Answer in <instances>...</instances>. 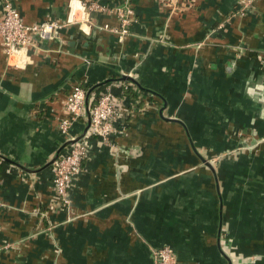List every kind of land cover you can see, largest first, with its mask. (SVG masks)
Listing matches in <instances>:
<instances>
[{
  "label": "crops",
  "instance_id": "obj_1",
  "mask_svg": "<svg viewBox=\"0 0 264 264\" xmlns=\"http://www.w3.org/2000/svg\"><path fill=\"white\" fill-rule=\"evenodd\" d=\"M12 1L39 23L66 20L70 0ZM129 1L122 39L97 12L35 38L20 65L0 39V264H154L162 245L175 264H264V0L242 14L238 0ZM112 81L128 91L112 87L110 142L90 137L64 205L48 162L65 96ZM85 126L83 112L72 134Z\"/></svg>",
  "mask_w": 264,
  "mask_h": 264
},
{
  "label": "built area",
  "instance_id": "obj_2",
  "mask_svg": "<svg viewBox=\"0 0 264 264\" xmlns=\"http://www.w3.org/2000/svg\"><path fill=\"white\" fill-rule=\"evenodd\" d=\"M77 2V7L76 3ZM179 0H174L177 3ZM115 5L100 3L98 0H70L67 19L64 21L45 20L39 23H25L15 3L12 0H5L0 17V39L3 49L8 57L14 56L16 65L21 59L28 61L29 46L35 38L45 39L50 36H57L61 28L78 24L85 28L90 22V15L93 12L99 14H114L118 20L116 26L103 24L101 29L118 35L119 39L127 35L130 26L136 21L134 8L129 0H118ZM253 4V0H238V12L242 14ZM78 13L76 14V12ZM119 86L121 90H127L128 85L112 81L104 89L95 95L93 104L89 107L90 124L84 134L73 143L62 148L57 159L52 164V185L55 196L64 205H69V189L74 176L80 172L84 158L90 154L92 144L90 137H95L102 143H109L114 131V119L118 115L116 106V95L112 87ZM86 89L82 83L72 85L64 99V111L66 117L58 124V129L64 140L71 141L77 136L71 132L72 124L83 115L85 107ZM154 264H175V252L169 245H162L152 249Z\"/></svg>",
  "mask_w": 264,
  "mask_h": 264
},
{
  "label": "water",
  "instance_id": "obj_3",
  "mask_svg": "<svg viewBox=\"0 0 264 264\" xmlns=\"http://www.w3.org/2000/svg\"><path fill=\"white\" fill-rule=\"evenodd\" d=\"M120 81H126V82H130V83H135L136 84V81L130 76V75H127V74H121L119 79ZM107 82V81H106ZM105 82V83H106ZM104 83V82H103ZM102 83H98L97 85H93L91 87H89L87 90H86V96H85V107H84V113H85V116H86V126L83 130V133H81L80 135H78L74 140H67L65 141L56 151L55 155L52 157V159L48 162V164L52 165L55 160L57 159L60 151L62 150V148H64L65 146L73 143L75 140L79 139L83 134L84 132L86 131V129L89 127V124H90V110H89V96L92 92V90H94L96 87H98L99 85H101ZM160 114L162 116V108L160 110ZM172 120V119H171ZM178 121V120H176ZM0 158L3 159V160H7L6 158L2 157L0 155ZM8 161V160H7ZM10 162V161H9ZM13 164V162H11ZM205 164L207 165V167L211 170V172L213 173L214 176H216V172H215V169L214 167L212 166V164L210 163L209 160H205ZM170 246V245H169ZM171 247V246H170ZM172 248V247H171ZM173 249V248H172ZM227 257V256H226ZM228 259V264H231L230 262V259L227 257Z\"/></svg>",
  "mask_w": 264,
  "mask_h": 264
},
{
  "label": "trees",
  "instance_id": "obj_4",
  "mask_svg": "<svg viewBox=\"0 0 264 264\" xmlns=\"http://www.w3.org/2000/svg\"><path fill=\"white\" fill-rule=\"evenodd\" d=\"M126 91H128V89L125 90V92H126ZM95 95H96V92L93 91V92L90 94V96H89V105H90V106H91V105L93 104V102H94Z\"/></svg>",
  "mask_w": 264,
  "mask_h": 264
},
{
  "label": "rangeland",
  "instance_id": "obj_5",
  "mask_svg": "<svg viewBox=\"0 0 264 264\" xmlns=\"http://www.w3.org/2000/svg\"><path fill=\"white\" fill-rule=\"evenodd\" d=\"M228 154H230L229 152H226L225 153V155H228ZM217 157V159H220L221 158V156H216Z\"/></svg>",
  "mask_w": 264,
  "mask_h": 264
}]
</instances>
